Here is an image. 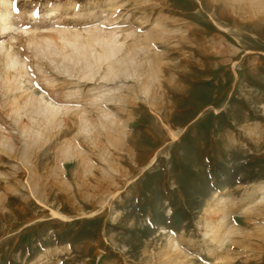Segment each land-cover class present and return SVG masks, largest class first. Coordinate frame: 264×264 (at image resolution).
<instances>
[{
    "label": "rangeland",
    "instance_id": "obj_1",
    "mask_svg": "<svg viewBox=\"0 0 264 264\" xmlns=\"http://www.w3.org/2000/svg\"><path fill=\"white\" fill-rule=\"evenodd\" d=\"M0 264H264V0H0Z\"/></svg>",
    "mask_w": 264,
    "mask_h": 264
},
{
    "label": "bare ground",
    "instance_id": "obj_2",
    "mask_svg": "<svg viewBox=\"0 0 264 264\" xmlns=\"http://www.w3.org/2000/svg\"><path fill=\"white\" fill-rule=\"evenodd\" d=\"M107 54V53H106Z\"/></svg>",
    "mask_w": 264,
    "mask_h": 264
}]
</instances>
